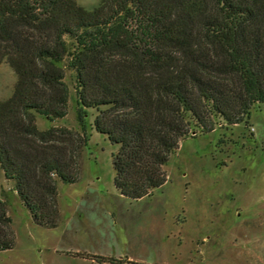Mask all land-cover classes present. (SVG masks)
I'll use <instances>...</instances> for the list:
<instances>
[{
  "label": "trees",
  "instance_id": "1",
  "mask_svg": "<svg viewBox=\"0 0 264 264\" xmlns=\"http://www.w3.org/2000/svg\"><path fill=\"white\" fill-rule=\"evenodd\" d=\"M2 62L17 81L0 102V168L33 221L54 228L57 182L78 180L87 109L118 145L114 184L132 200L166 182L181 140L264 109V0H102L92 10L76 0H0ZM63 65L75 75L81 136L36 125V114H67ZM13 244L0 200V252Z\"/></svg>",
  "mask_w": 264,
  "mask_h": 264
},
{
  "label": "rangeland",
  "instance_id": "2",
  "mask_svg": "<svg viewBox=\"0 0 264 264\" xmlns=\"http://www.w3.org/2000/svg\"><path fill=\"white\" fill-rule=\"evenodd\" d=\"M102 0H76L92 10ZM69 89L67 114L50 127L81 136L76 121L75 75L63 65ZM17 76L0 64V102L9 99ZM87 109L86 144L79 148L78 180L57 182L58 225L36 224L0 168V200L11 218L14 244L0 264H264V109L255 106L247 123L220 121L206 135L179 142L164 166L166 182L138 200L114 184L118 145L94 129ZM128 264V263H127Z\"/></svg>",
  "mask_w": 264,
  "mask_h": 264
}]
</instances>
